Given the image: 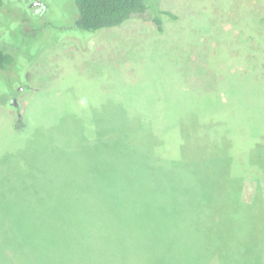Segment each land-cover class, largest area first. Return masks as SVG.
Listing matches in <instances>:
<instances>
[{
	"label": "rangeland",
	"instance_id": "obj_1",
	"mask_svg": "<svg viewBox=\"0 0 264 264\" xmlns=\"http://www.w3.org/2000/svg\"><path fill=\"white\" fill-rule=\"evenodd\" d=\"M37 1L45 6L39 16L32 15L29 0H4L0 5V49L17 57L9 70H0L1 212L17 203L19 208L31 206L35 212L51 213L58 207L51 201H57L65 207L61 209L72 213L65 212L68 222L64 224L73 232L63 233L60 228L64 225L59 222H43L33 226V232L42 240L46 234L56 235V243L78 246L77 253L89 258L86 264H136L131 262L133 259L139 263L150 260L149 264H189L188 252L169 249V243L185 251L197 250L208 239L219 243L223 231L219 222L211 238L207 236L212 194L193 188L201 182L196 173L171 177L178 194L173 197L176 192L170 189L167 196L172 194V203L176 200L173 209L180 226L174 227L172 240L163 234L161 250L152 261L147 249L156 240L153 232L157 229L135 225L133 211L141 207L145 219L157 205L149 199L146 203L151 206H145L140 193L148 195L155 184L164 188L168 176L155 172L151 185L150 167L131 169L117 158H95L89 152L65 160L61 152L80 146L93 115L119 112L124 104L138 117L154 115L146 108L138 113L129 106H143L146 95L157 100L156 89L160 86V96L169 99L168 103L158 106L156 120L147 119L144 125L157 124L160 130L164 121L175 119L181 111L199 112L202 125L210 121L215 124L213 128L199 127L203 133L212 129L214 135L205 137L200 132L204 139L196 140L197 146L196 142L183 146L181 139L177 142V138L169 137L165 143L172 157L197 158L213 149L221 153L228 141L235 158L241 160L264 147V0H160L164 9L176 15L164 19L162 32L151 20V13H146L134 16L121 27L96 34L75 27V0ZM194 100L199 106L193 104ZM172 102H180L181 107L177 109ZM204 143L212 144V149H203L207 148ZM263 156L261 151L247 159L252 163ZM258 166L255 164L253 173L244 176L243 195L248 202L257 196L255 180L261 174L263 193L258 203L262 204L264 173L257 172ZM109 167L114 170L111 176L104 174ZM241 173L234 165L227 175L231 178L223 177L224 182ZM211 175L200 178L214 182L220 173L213 171ZM101 194L106 200L112 194L118 195L119 202L130 211L127 215L132 224L121 223L119 213L111 207L103 208ZM58 196L63 201L56 199ZM258 203L249 210L245 227L237 224L227 229L224 238L233 247L228 264H264V232L261 237L252 236V215L261 210ZM74 209L91 210L76 213ZM216 215L220 221V214ZM23 221L15 224L23 227ZM10 229L7 224V236ZM15 229L18 236H33L27 228L25 232ZM100 229H113L103 237L107 243L104 252L94 241ZM123 232L128 248L123 253L125 258L119 259L110 246L119 244ZM216 258L210 257L207 264L220 262Z\"/></svg>",
	"mask_w": 264,
	"mask_h": 264
},
{
	"label": "trees",
	"instance_id": "obj_2",
	"mask_svg": "<svg viewBox=\"0 0 264 264\" xmlns=\"http://www.w3.org/2000/svg\"><path fill=\"white\" fill-rule=\"evenodd\" d=\"M29 1H31L32 4V2L36 0ZM3 2L4 0H0V5H2ZM75 3L77 7L74 20L75 27L93 34L121 27L134 16L145 15L146 13H151V20L157 26L158 31L162 32L164 19L166 17L172 19L176 18L173 12L161 6L160 0H75ZM44 8L45 6L43 9L42 7L41 9H38L36 6L31 7V13L32 15L39 16L45 12ZM28 22L34 23V20H29ZM26 31L29 32L28 30ZM16 58V55L7 52L4 48L0 49V70H9V66L15 62ZM160 94L161 86L159 89H156L155 96H158L157 100H154V98H152L153 96L149 98L146 95L144 104H142L143 106H129L133 111H139L138 113H140L143 108H146L151 112L153 111L154 115L148 114L149 116H145L144 118L142 116L138 117V114L133 115L128 111V106L126 104L119 106V109L121 107L123 108L119 112L112 111L103 117H96L93 115L89 120L90 125L88 131L84 136L82 135L83 142H81L80 146L73 150L62 149L63 152H61V154L65 157V160L70 158L74 160L76 159L75 156L89 152L95 158L101 157L102 159L106 155L111 156L109 158H117L122 163L132 166L131 169L142 170L144 167H150L148 171L151 185H153L152 182L155 179V177H153L155 172H162L168 176L165 177L166 181L163 183L165 189L162 185L155 184L151 191L146 190L149 192L148 195L145 196L140 193L142 197L140 201L146 204L145 206L149 205L148 207H150V203L146 202L149 199H153L152 205H157L156 208L150 211L145 219H143V215H141V207H139L136 212L133 211L136 217L135 225L139 226V223H141V226H143L141 228L157 229L156 232H153V234L156 235V240L153 242L155 245L152 243L147 249V254L152 258V261L157 258L158 252L161 250L163 245L161 238H163V234H166L169 239L172 240L171 236H174V227L176 225L180 226L177 222V216L175 215L176 211L173 209V206L176 205V200L174 199L175 203H172V194L171 197L167 196L170 189H173L171 193H173V191L176 192L173 197L178 194L176 190L177 185L174 182L173 184L171 183V177L177 173H179V175L196 173V176H199L201 182H196L193 188L202 189L206 195L207 191H211L212 194L210 197V205L213 212L211 216L207 218V236L211 238L220 222L223 229L221 241L219 243H212L211 239H208L202 245H199L197 250L192 249L189 251H185L184 248L180 247L178 244L169 243V249L173 248L181 252H188L189 264H207L210 257L213 258L214 255L217 257L215 260H222H220V262L218 261L216 264H228L227 257L232 252L233 247H231L232 243L226 242L227 240L224 238L227 229L230 226H237V224L242 226L241 228L245 227L249 210L257 205L259 197L262 198L263 191L260 185L261 174H259L255 180V184H257V193L255 192V194H257V196L253 197L249 202L245 201L243 190L246 182L244 176L253 173V166L255 164H259L257 172L264 173V156L258 160L255 158V162L252 163L247 159L261 151L264 153V147L255 149V151L250 153L251 155L249 154V156L243 157L241 160L235 158L232 152L233 148L231 145L230 147L228 146V141L225 144V149L222 150L221 153L213 149L197 158L186 155L177 158L172 157L167 148L168 144L165 143L166 140L170 139L169 137L172 136L177 138V142H180L181 139L183 146L192 145L196 140L204 139V137L201 136L203 132L199 127L205 125L207 128H213L215 124L213 121H210L202 125L201 114L199 112L191 114L190 112L184 113L181 111L176 115L177 117H175V119L164 121L163 125H160V130H157V124H154L155 126L144 125L142 122H145L147 119L156 120L157 117H155V115L158 106H161L163 103H168L166 100L169 99L161 98L162 96H160ZM159 101L162 103L160 104ZM193 104L199 106L197 100H194ZM172 105H176L177 109L181 107L180 102L176 104L172 102ZM173 109L177 110L176 108ZM158 118H160V116H158ZM177 123H180V125ZM145 127L147 128L145 129ZM213 133L214 131L212 129H208L207 133L203 134L207 137L214 135ZM154 136L158 139L157 141L153 140L155 138ZM223 137L227 138V135H223ZM195 146H197V142ZM206 146L207 148L203 149H212V144L207 143ZM199 151H202L201 148ZM234 165H238L242 173L235 175V180L224 182L223 177H229L227 175L234 170ZM247 167H250V170H246ZM205 171L207 172L205 173ZM213 171H218L220 173L219 178L215 179L214 182L213 179L202 180L200 178L205 175L209 176V174L212 176L211 172ZM244 171L245 174H243ZM113 172L114 170L109 167L104 174L111 176ZM167 173L170 174V176ZM183 177L188 176H176L174 178ZM240 177L243 179L240 180ZM52 178H55V176ZM50 186L52 187L51 184ZM56 187L57 185L54 186V188ZM111 196L113 197L106 200L101 194L103 208L111 207L113 211L119 213L121 223L132 224L131 216L127 215L130 211L122 206L118 200V195L112 194ZM149 196H151V198H148ZM56 199L63 201L60 196ZM63 199L69 202L68 199ZM226 200H229L228 204ZM51 203L58 206L57 209L54 208L51 213L35 212L33 210L35 208L31 206L19 208V204L17 203H12L3 208V213L0 210V233L5 235L1 234L2 238L0 239V264H86V260L89 258L82 256L79 252L77 253L78 246L75 248L72 245L67 246L66 243L58 244L55 242L56 235L50 236L46 234L44 241L38 236L39 234L33 232V226L38 227L42 225L43 222L52 225H57L59 222L64 225L60 228L63 230V233L68 234L73 232L71 228L68 229L64 224L68 222L65 212L72 214L70 210L61 209L65 207L59 206L55 200L51 201ZM258 205L261 206V210L255 215H252L253 237L258 235L261 237L264 232V203H258ZM229 209L231 210L230 213L226 211ZM90 210L91 209H74L76 213H85ZM20 211L22 212L20 213ZM225 211L226 213L222 219V215ZM217 213L220 214V221L217 219V216H219L216 215ZM227 213L230 215V220L226 219ZM21 219L25 222L23 227H19V225L15 224ZM7 224H10L11 228L10 235L8 236L5 234ZM15 226L18 229L22 228L21 230L24 232L25 228H27L28 232H31L33 236H18ZM112 230L113 229L107 232L105 229H100L95 235L94 241L101 252L107 250V243H104L103 237L109 235ZM118 235L121 234L119 233ZM125 235L126 233L123 232L119 244L110 246L111 253L119 259L124 257L123 253L128 248V243H125L123 240ZM252 242H255V238ZM262 253V257L264 258V248ZM126 258L133 259L130 256H126ZM131 262H136V264H149L150 260H141L139 263V261L133 259ZM122 264L130 263L123 261Z\"/></svg>",
	"mask_w": 264,
	"mask_h": 264
},
{
	"label": "flooded vegetation",
	"instance_id": "obj_3",
	"mask_svg": "<svg viewBox=\"0 0 264 264\" xmlns=\"http://www.w3.org/2000/svg\"><path fill=\"white\" fill-rule=\"evenodd\" d=\"M41 5V6H40ZM31 6L32 7H34V6H36V7H44V6H42V4L40 3V1H34V2H32V4H31Z\"/></svg>",
	"mask_w": 264,
	"mask_h": 264
}]
</instances>
